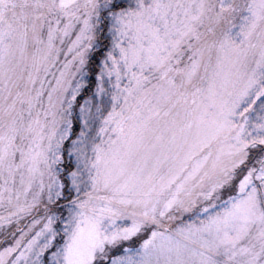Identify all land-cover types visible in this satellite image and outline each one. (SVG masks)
Segmentation results:
<instances>
[{
	"label": "snow or ice",
	"instance_id": "obj_1",
	"mask_svg": "<svg viewBox=\"0 0 264 264\" xmlns=\"http://www.w3.org/2000/svg\"><path fill=\"white\" fill-rule=\"evenodd\" d=\"M0 264H264V0H0Z\"/></svg>",
	"mask_w": 264,
	"mask_h": 264
}]
</instances>
